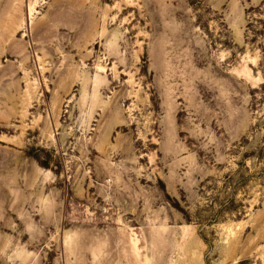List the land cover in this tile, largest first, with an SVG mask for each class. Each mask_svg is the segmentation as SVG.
I'll use <instances>...</instances> for the list:
<instances>
[{
  "label": "rangeland",
  "instance_id": "rangeland-1",
  "mask_svg": "<svg viewBox=\"0 0 264 264\" xmlns=\"http://www.w3.org/2000/svg\"><path fill=\"white\" fill-rule=\"evenodd\" d=\"M0 264H264V0H0Z\"/></svg>",
  "mask_w": 264,
  "mask_h": 264
}]
</instances>
